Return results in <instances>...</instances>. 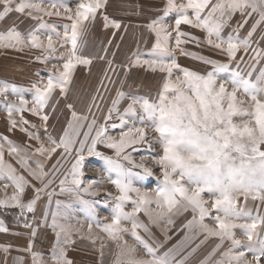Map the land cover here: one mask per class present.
Listing matches in <instances>:
<instances>
[{
	"label": "snow or ice",
	"instance_id": "obj_1",
	"mask_svg": "<svg viewBox=\"0 0 264 264\" xmlns=\"http://www.w3.org/2000/svg\"><path fill=\"white\" fill-rule=\"evenodd\" d=\"M108 6L109 0H78L75 10L69 0H50L48 6L44 0H0V20L16 11L39 20L40 28L48 31L42 37L39 29L22 33L13 25L0 31V47L20 52L29 48L39 49L41 54L35 56L36 61L47 64L56 59L62 62V67L53 65L48 69L46 81L41 79L33 84L35 92L31 104L15 85L0 84V96L6 98L11 93L19 101L4 102L8 130L19 129L29 140L38 141V145L32 148L0 134V183L7 180L14 188L9 196L8 184L3 185L5 196L0 199V207H18L20 215L17 222L23 220V228L29 230V246L15 250L30 253L32 264H38L41 254L33 251L32 246L43 226L51 228L55 234L51 251L55 264H74L66 250L67 246L76 243L74 235L93 246L98 253L96 264H105V249L109 246L115 248L111 264H187L209 237H218L220 243L200 264H264V236L261 235L264 215L258 211L254 216L249 205L250 200L264 205V66L257 68L264 61V48L260 47L264 42V30L253 40L264 25V0H186L179 3L167 0L164 16L152 19L147 25L148 30L155 34L150 58H142L143 54L137 51L127 64L115 66V53L111 54L112 60L107 59L111 39L107 40L101 55L83 52L87 43L85 36L98 17L102 29H113V38L121 30L123 22L108 14ZM171 12L178 13L174 26L165 22V17ZM237 13L242 19L237 21L225 39L222 32ZM44 16L63 17L68 23L63 25L61 33L55 24L45 21ZM181 25L204 30L206 40L183 31ZM246 25L249 26L247 34L241 37L239 30ZM202 42L227 56V62L189 52L183 47L187 43L199 46ZM177 50L211 65L212 69L201 73L181 67L175 56ZM94 59L105 62L106 67L101 70L100 81L86 109L78 111L75 103L66 102L64 107L70 118L66 120L62 135L57 138L48 134L49 146H45L39 131L32 130L36 125L24 113L27 111L38 117L46 130L50 112H56V105L60 104L59 99L54 104L49 103L56 90L67 101L77 67L87 66L90 70ZM241 64L247 71L241 69ZM134 66L152 72L159 70L164 74L157 97H130L123 90L125 75L115 97L111 98V106L101 108L97 101L103 103L105 98L101 93L109 91L105 81L115 83L109 73L118 75L117 67L127 73ZM229 72L230 79H220L222 73ZM125 99L131 102L121 113L119 104ZM138 109L141 113L139 126L135 122L129 126L125 117L136 115ZM14 112L19 113V119L13 118ZM97 112L102 114L103 122H100ZM114 113L120 119L118 137L108 134V124ZM237 118L240 123L235 122ZM150 131L156 135L150 137ZM5 143L8 154L17 159L28 176L5 160ZM142 143L149 149L159 144L162 152L150 160L141 156L138 162L127 150ZM98 145L114 150V156L105 155L98 150ZM54 157V162L49 163ZM86 157L104 160L99 177H86ZM149 162L158 165L161 172V176H157L161 183L152 190L136 186L137 177L154 175ZM33 163L35 167H32ZM105 183L117 190V194L105 190L112 202L110 222L98 215L95 200L85 198V194L91 197L99 195L102 190L99 185ZM28 189H31V194L25 202ZM57 195H70L79 201L83 205L80 211L84 219H77L71 204L59 199L55 200L56 211L50 212L53 197ZM205 195L211 199H205ZM42 200L44 211L37 220L35 213ZM129 203L131 211L126 210ZM25 210L32 214L30 219L25 218ZM188 211L195 215L184 227L189 233L193 229L206 233L204 240L182 255L186 245L195 238L194 235H185L161 254L159 249L163 242H149L153 238L150 225L160 227L165 222L172 225L173 216ZM141 213L147 216L148 223L140 219ZM206 218L212 219L216 226L205 223ZM72 219H76V224L69 222ZM241 220L244 222L238 223ZM124 222L130 223L131 227ZM237 229L244 233L246 240L236 237ZM161 231L166 240L171 239L167 228H161ZM0 232H9L3 220H0ZM125 236H131L135 243L130 244ZM226 240L231 242L229 247L213 261L212 257ZM12 248L11 244H0V250L5 254L4 264H7V255ZM141 249L146 256L140 255ZM248 253L252 254L251 260ZM13 264H24V257H13Z\"/></svg>",
	"mask_w": 264,
	"mask_h": 264
},
{
	"label": "rangeland",
	"instance_id": "obj_2",
	"mask_svg": "<svg viewBox=\"0 0 264 264\" xmlns=\"http://www.w3.org/2000/svg\"><path fill=\"white\" fill-rule=\"evenodd\" d=\"M78 0H69L70 6L75 10V6ZM177 2H186V0H177ZM50 0H44L45 6H48ZM167 3V0H109V6L107 8L108 14L115 18L119 19L123 22L122 28L117 32L116 37L113 38L111 33L113 29L109 28L107 30L102 29L99 17L94 26H90L89 30L85 36V40L87 43L83 48L84 54H90L92 56H98L103 54L102 49L106 46L107 40H112V45L109 47V55L107 59L112 60V53H115L114 57V66L127 64L129 60L132 58L133 54L139 51L142 53V58H150L149 51L153 46L155 34L151 33L147 25L151 22L152 19H157L161 16H164V8ZM127 5H134L136 7H127ZM0 11H2V7H0ZM191 14V11L190 13ZM178 17V13L171 12L165 17V22L169 26H174L175 19ZM43 19L47 21L49 24H55L57 30L61 33L64 31L63 25L68 23L66 19L63 17H48L44 16ZM242 17L239 13H237L233 19L229 22L228 26L224 28L225 35H229L232 33L233 29L236 27L237 21L241 20ZM251 24V21H249ZM15 26L22 33H27L32 30L39 29V34L42 37L48 34L46 29L40 28V21L37 19H33L31 17L26 16L25 14L18 13L13 11L8 14V16L4 20H0V31L6 30L12 26ZM127 28V31L124 28ZM249 26L246 25L243 29L239 30V35L244 37L247 34ZM181 29L186 32H191L194 35L201 38L202 41L206 40V32L201 29H195L188 25H181ZM264 30V25L261 26V29H258L256 36L253 37L255 41L260 32ZM223 34V35H224ZM175 35V33H174ZM123 37V39H121ZM55 39V37H54ZM104 42V43H102ZM117 45L119 47H117ZM264 45V42L260 43V47ZM189 52H196L203 54L204 56L211 57L213 59L219 60L221 62H227V56L220 53L218 50L211 48L206 43H201L197 46L194 43H187L183 45ZM264 48V46L262 47ZM65 49H61L60 51H64ZM41 50L39 49H25L23 52L16 51L13 49H8L4 47H0V84L7 83L9 85H15L19 89H21L24 93L25 98L30 102L33 101L34 96V88L33 84L41 79L46 81L49 72L48 69L52 68L53 65L57 67H62V62L56 59H51L47 64L36 61L35 56L40 55ZM175 56L177 57L178 63L181 67L189 68L193 71H199L204 73L206 71H210L212 69L211 65L205 64L203 61H200L192 56H185L182 52L177 50L175 52ZM251 63V61H249ZM260 66H264V61H261L257 68ZM106 67L105 62L100 61L99 59H94L91 69L87 66H78L77 70L74 74V80L72 84L69 86L68 92V100L65 101L63 97L60 96L59 90L57 89L53 95V100L49 101L50 104H54L56 99L60 100V104L56 105V112H50V119L47 124V129L42 125L40 119L29 112H25L24 115L28 120L32 122V124L36 125V129H32L33 131H39L40 138L44 141L45 146H49L48 134H51L54 137L59 138L62 135V129L66 126V120L70 118L69 111L64 107L66 102H73L78 111H84L86 109L87 103L90 100L91 95L95 92L98 83L100 81L102 72L101 70ZM241 69L247 71L244 64L240 65ZM233 68H235V62H233ZM116 72L118 75H113L112 80L115 82L114 84H109L107 81L108 92H103L104 102L101 103L99 100L97 103L100 104L101 108L106 109L111 106V98H114L116 95V89L120 88V82L125 80V75L127 79L123 85V90L130 97H140L144 96L149 99H155L157 94L161 91L162 83L164 80V74L157 70L156 72H152L143 67H132L130 72H125L124 69L119 67L116 68ZM37 73H39L37 75ZM176 75H182L181 73H176ZM231 73H222L220 79L227 80L230 79ZM230 87V86H229ZM13 101L18 103V99L15 95L9 93V95L5 98L0 96V134L8 136L13 141L21 144V145H31L32 148L38 145V141L29 140L26 135L19 131V129L10 132L9 124H8V113L4 108V102ZM130 99L122 100L119 104V108L121 113L124 108L127 107V104L130 103ZM95 111V109H93ZM96 115L101 118L100 122H103L102 114L97 112ZM140 110L138 109L136 115L128 114L125 119L129 121V126L131 123H137L139 126V118H140ZM13 118L19 119V113H13ZM247 119V118H245ZM235 122L240 123L241 120L237 118ZM115 127H112V125ZM109 132L108 134L113 136H119L120 128V119L118 114H113V119L108 124ZM150 137L156 135L155 133H149ZM2 142V141H0ZM98 150L102 151L105 155L114 156V150L106 148L104 145H98ZM127 151L131 152L134 159L138 162L141 156L150 158L157 153L162 152V148L159 144H154L151 149L147 147L145 144H140L134 146ZM5 160L12 163L19 172L23 173L25 176H28V173L20 167L17 163V159L14 156H11L7 152V144L5 143ZM42 159V158H41ZM50 161L49 163L54 162ZM105 162L102 158L99 157H86L85 161V175L88 178H97L101 175L103 171V166ZM36 165L33 163L32 167ZM149 167L153 168L154 175L152 176H140L136 178V186L141 187L143 189L152 190L159 186L161 183L160 180L157 179V176H161L160 168L158 165H154L149 162ZM65 167H68L66 165ZM99 169V171H98ZM136 171H140L136 169ZM31 179V177H28ZM162 178V177H161ZM35 182V181H33ZM4 184H8L7 194L10 196L14 188L10 184L9 181L5 180L0 183V199L5 196ZM56 185H54L55 187ZM102 189L99 195L95 197H91L85 194L86 199H93L96 201V208L98 215L106 219L110 222L111 220V208L112 202L109 197L106 196L105 190L113 192V194H117V190L110 184L105 183L104 185H99ZM58 191V188H57ZM31 194V189L27 190V193L24 197L25 202L29 198ZM62 200L66 203H70L72 208L76 210V218L83 220V213L80 209L83 205L74 199V197L70 195H57L53 197V203L50 212L56 211L55 200ZM205 199H211V197L205 195ZM107 201V202H106ZM242 202V201H241ZM44 204V200L40 201L37 205L36 209V219L39 220L44 209L42 205ZM249 205L252 208V214L255 216L259 211L260 215H264V205H260L259 202L249 201ZM132 205L129 203L126 206L127 211H131ZM20 215V209L16 206L9 207H0V220L4 221V224L8 227L9 232L4 233L0 232V244L13 245V248L7 255V264H13V257L22 256L24 257V264H32L31 254L23 251H16L17 247L24 248L29 246V237H28V229L23 228V220L19 223L17 222V217ZM30 213H27L25 210V218H31ZM194 213L191 211L185 212L181 215L173 216L174 224L169 225L166 222L163 223L160 227L155 225H150L151 232L153 234V238L150 239V243L155 241L163 242V247L159 249V252L162 254L168 248H171L173 245L180 241L185 235H194V239L191 240L186 247L182 255L187 254V252L191 251L193 247L200 243L201 240H204L206 233L200 232L198 229H193L192 233H189L188 229L184 227L188 220L192 219ZM213 215L215 213L213 212ZM140 219L145 223H148V218L143 213L140 214ZM72 224H76V219H72L69 221ZM244 221H238V223H243ZM127 227H131L130 223L124 222ZM205 223H208L210 226L215 227L213 220L210 218H206ZM161 228H167V235L171 237V239L166 240L164 232L161 231ZM85 232L87 231V222L84 224ZM95 232H99L98 229L94 228ZM142 235H145V238L148 239L147 235L143 233V230H139ZM236 237L242 240H246V236L244 233L237 229ZM16 233H22L21 235H17ZM103 235V233H101ZM261 235L264 236V229H261ZM10 239V240H8ZM73 239L76 241L74 245L67 246V254L70 259L74 261V264H96V259L98 253L94 250L93 246L89 244L86 240H82L79 236H73ZM125 239L128 240L130 244H134L135 241L131 236H125ZM15 242V243H14ZM55 242V234L51 228H41V231L35 238V242L33 247V251L41 254V260L38 261V264H55V261L51 257V251ZM5 243V244H6ZM217 243H220L218 237H209L208 240L200 246L196 253H194L190 258L187 264H200V261L205 258L212 251ZM230 241L226 240L221 247L220 250L212 257V260L219 259L222 252L225 251L229 245ZM155 246V244L153 245ZM240 250H243L241 248ZM115 252L114 246H109L105 249V264H111L113 254ZM141 256H146V253L143 249L140 250ZM252 254L248 253V259H252ZM5 254L2 250H0V264H4ZM179 259V257H177Z\"/></svg>",
	"mask_w": 264,
	"mask_h": 264
},
{
	"label": "crops",
	"instance_id": "obj_3",
	"mask_svg": "<svg viewBox=\"0 0 264 264\" xmlns=\"http://www.w3.org/2000/svg\"><path fill=\"white\" fill-rule=\"evenodd\" d=\"M223 31H225V30H223ZM223 34H224V33H222V36L226 39V38H227V35H225V34L223 35ZM204 36H206V34H204ZM263 46H264V45H263ZM263 46H262V47H263ZM8 240H10V239H8ZM10 241H11V240H10ZM5 243H6V242H5ZM5 243H4V244H5ZM14 243H15V242H14ZM6 244H7V243H6Z\"/></svg>",
	"mask_w": 264,
	"mask_h": 264
}]
</instances>
